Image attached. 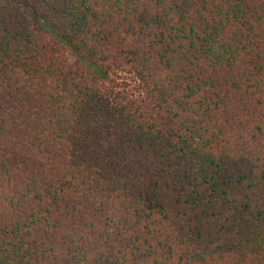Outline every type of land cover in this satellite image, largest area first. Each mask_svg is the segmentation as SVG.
<instances>
[{"label":"trees","instance_id":"obj_1","mask_svg":"<svg viewBox=\"0 0 264 264\" xmlns=\"http://www.w3.org/2000/svg\"><path fill=\"white\" fill-rule=\"evenodd\" d=\"M0 264H264V0H0Z\"/></svg>","mask_w":264,"mask_h":264}]
</instances>
